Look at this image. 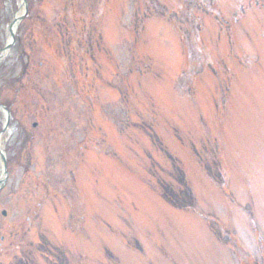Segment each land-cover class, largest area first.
<instances>
[{"label": "rangeland", "instance_id": "1", "mask_svg": "<svg viewBox=\"0 0 264 264\" xmlns=\"http://www.w3.org/2000/svg\"><path fill=\"white\" fill-rule=\"evenodd\" d=\"M1 106L0 264H264V0H0Z\"/></svg>", "mask_w": 264, "mask_h": 264}, {"label": "water", "instance_id": "2", "mask_svg": "<svg viewBox=\"0 0 264 264\" xmlns=\"http://www.w3.org/2000/svg\"><path fill=\"white\" fill-rule=\"evenodd\" d=\"M0 109H1V110H5V109H4V108H2V107H0ZM7 120H8V117H7ZM2 159H3V157H2Z\"/></svg>", "mask_w": 264, "mask_h": 264}, {"label": "bare ground", "instance_id": "3", "mask_svg": "<svg viewBox=\"0 0 264 264\" xmlns=\"http://www.w3.org/2000/svg\"><path fill=\"white\" fill-rule=\"evenodd\" d=\"M9 38H10V35H9ZM9 41H10V39H9ZM0 142H1V139H0Z\"/></svg>", "mask_w": 264, "mask_h": 264}]
</instances>
